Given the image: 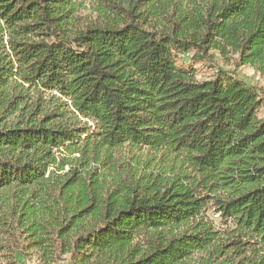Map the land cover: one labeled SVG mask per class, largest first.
<instances>
[{"label":"trees","instance_id":"1","mask_svg":"<svg viewBox=\"0 0 264 264\" xmlns=\"http://www.w3.org/2000/svg\"><path fill=\"white\" fill-rule=\"evenodd\" d=\"M107 2L0 0V264H264V0Z\"/></svg>","mask_w":264,"mask_h":264},{"label":"rangeland","instance_id":"2","mask_svg":"<svg viewBox=\"0 0 264 264\" xmlns=\"http://www.w3.org/2000/svg\"><path fill=\"white\" fill-rule=\"evenodd\" d=\"M107 1L113 3H121L124 5H134L136 2V0H74V2L76 3L75 24H78L79 28H84L87 25H101L103 22L111 21L113 19V15L107 8H105L108 3ZM159 21H161L160 18L156 20V22L160 26L161 23H159ZM208 55H210L209 60L204 63L193 62L191 60L192 53L179 56L177 57L176 62L177 67H189L193 69L194 79L195 81L199 82L210 79L214 75L215 70L218 69L244 82L247 85L253 86L257 89L263 87V79L257 73H255L254 70L247 66H236V56L228 58L222 57L216 51L213 50L209 51ZM259 114L260 117H264V104L260 108ZM119 150L115 152L112 156L116 157L117 154L122 152L123 154H125V161L128 160V157H131L132 155H137L142 160H145L147 157H150L149 153L146 150L141 152L135 151L134 149H129L131 150L129 151L128 148H122ZM205 215L206 224H209L211 228H214L216 231H220L222 229V226L219 222V215L216 214L214 210L210 209L208 212H206ZM217 243L218 245H222L223 239H218L214 242V245ZM203 259L206 260L207 257L204 256ZM31 261L32 262L30 264H37L35 262V259ZM56 264H68V258L63 257Z\"/></svg>","mask_w":264,"mask_h":264}]
</instances>
